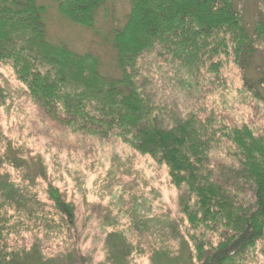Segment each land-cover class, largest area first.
<instances>
[{
    "label": "trees",
    "instance_id": "obj_1",
    "mask_svg": "<svg viewBox=\"0 0 264 264\" xmlns=\"http://www.w3.org/2000/svg\"><path fill=\"white\" fill-rule=\"evenodd\" d=\"M128 3L126 20L113 19L106 42L116 53L112 72L93 52L54 43L47 32L52 4L98 38L93 34L112 13L108 0H0V63L13 69L47 118L74 133L119 139L168 167L186 219L184 237L179 232L176 240L187 250L188 264H239L264 238V133L251 121L227 116L218 99L230 94L227 75L234 70L243 104L252 112L259 108L264 122V0H255L252 22L236 0ZM146 60L168 69L191 96L189 108L157 100L144 78ZM17 161L8 151L0 156V264H43L29 262L26 251L14 252L8 243L19 231L7 230L9 211L30 217L38 205L1 173L5 166L24 169ZM47 192L73 228L72 204L55 187ZM108 242L116 245L108 250V264H127L131 251L124 247L130 245L114 235Z\"/></svg>",
    "mask_w": 264,
    "mask_h": 264
},
{
    "label": "rangeland",
    "instance_id": "obj_2",
    "mask_svg": "<svg viewBox=\"0 0 264 264\" xmlns=\"http://www.w3.org/2000/svg\"><path fill=\"white\" fill-rule=\"evenodd\" d=\"M236 1L246 20L252 22L255 0ZM108 2L111 16L101 20L103 30L98 36L92 33L98 38L92 40L89 31L62 18L52 4L47 32L54 43L62 42L76 52H93L105 69L114 72L116 53L106 42H111L113 19L126 20L130 4L128 0ZM144 63L146 85L156 91L159 102L172 101L181 110L190 107L191 96L167 76L168 69L160 71L151 60ZM227 78L232 81L230 94L218 99L220 107L227 116L251 121L258 133H264L259 108L252 112L243 104L247 99L239 93V75L231 70ZM7 151L24 169L5 166L1 173L25 188L30 201L38 203L30 217L9 211L7 230L19 231L12 232L8 243L14 252L26 251L29 262L81 264L82 258L87 264H108V250L116 246L108 241L114 235L130 245L124 247L131 251L127 264H188L187 250L176 240L179 232V237H184L186 219L180 191L173 185L168 167L119 139L74 133L47 118L13 69L0 63V156ZM49 186L72 204L73 228L66 226L65 218L49 201ZM242 257L239 264H264V238Z\"/></svg>",
    "mask_w": 264,
    "mask_h": 264
}]
</instances>
